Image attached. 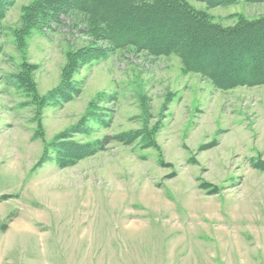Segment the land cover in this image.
<instances>
[{"label":"rangeland","instance_id":"obj_1","mask_svg":"<svg viewBox=\"0 0 264 264\" xmlns=\"http://www.w3.org/2000/svg\"><path fill=\"white\" fill-rule=\"evenodd\" d=\"M189 1L224 26L264 16V2ZM32 2L15 0L0 22V264H264V85L223 90L177 55L124 50L84 66L64 107L40 106L33 83L39 95L56 87L67 53L91 38L73 13L26 27L18 46ZM113 95L98 104L111 125L76 140L147 137L59 166L47 144Z\"/></svg>","mask_w":264,"mask_h":264},{"label":"trees","instance_id":"obj_2","mask_svg":"<svg viewBox=\"0 0 264 264\" xmlns=\"http://www.w3.org/2000/svg\"><path fill=\"white\" fill-rule=\"evenodd\" d=\"M199 1L216 7L240 0ZM14 3L15 0H0V22ZM73 13L79 14L86 22L83 32L91 38L90 44L67 53L61 81L48 93L36 94L33 83L31 89L35 90V99L40 106L64 107L83 91L84 81L77 79L76 74L84 66L124 50L152 56L177 55L186 72L201 74L223 90L264 85V16L253 20L241 17L234 26H224L213 21L208 12L194 8L189 0H33L24 9L23 22L16 34L17 45L22 47L25 34H28L26 27H57L63 25L65 16ZM130 23L138 25L139 29L129 26ZM154 25L159 28L171 25V28L167 27L166 35L159 37L152 33ZM3 48L0 41V54ZM100 97L94 100L78 124L60 132L47 144L46 149L53 151L59 166L78 163L104 149L113 140L132 144L143 136L147 137L145 130H137L91 142L76 140L79 134L92 133V122L106 127L111 125L112 109H98V104L114 101L116 96L113 95L111 100ZM152 145L153 142L146 143V146ZM257 166L264 168V162ZM213 189L215 193L219 190L216 186Z\"/></svg>","mask_w":264,"mask_h":264}]
</instances>
